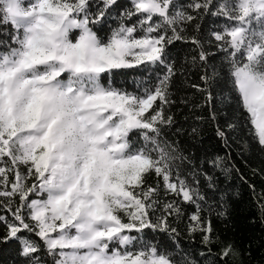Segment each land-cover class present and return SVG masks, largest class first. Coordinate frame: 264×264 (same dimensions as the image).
Returning a JSON list of instances; mask_svg holds the SVG:
<instances>
[{
    "label": "snow or ice",
    "instance_id": "1",
    "mask_svg": "<svg viewBox=\"0 0 264 264\" xmlns=\"http://www.w3.org/2000/svg\"><path fill=\"white\" fill-rule=\"evenodd\" d=\"M120 8L118 0H0V245L23 257L13 264H195L145 232L179 235L171 218L182 203L194 206L189 234L199 232L211 253L204 197L173 169L163 139L176 74L168 45L189 42L187 26L204 14L224 19L208 43L226 53L244 127L264 149V0ZM113 13L120 22L105 38L94 29ZM190 42L206 68L204 41ZM141 66L163 72L142 92L116 84ZM233 254L228 244L217 255L226 264Z\"/></svg>",
    "mask_w": 264,
    "mask_h": 264
},
{
    "label": "trees",
    "instance_id": "2",
    "mask_svg": "<svg viewBox=\"0 0 264 264\" xmlns=\"http://www.w3.org/2000/svg\"><path fill=\"white\" fill-rule=\"evenodd\" d=\"M189 2L177 0L178 5ZM118 4L123 11L130 6V0H118ZM119 22V15L113 13L103 27L94 30L106 38L109 29L117 27ZM196 24L200 26L199 32ZM223 24L222 17L204 14L187 26L189 42L175 41L167 49L176 74L170 102L165 106V114L172 117V123L164 127L163 139L174 149L173 169L204 197L199 201L202 215L211 221L216 238L210 246L211 253L202 243L199 232L192 235L188 232L192 205L182 203L181 217L171 218L179 235L145 232L153 243L167 245L171 250L179 245L182 255L195 264H224L217 254L228 244L232 245L234 254L226 258V264H264V209L261 207L264 205V149L244 127L243 110L238 106V96L228 76L226 53L219 51L214 43H208L211 32ZM192 37L202 39L205 49L211 53L206 68L198 59L199 49L190 42ZM213 70L218 75L205 85L201 76L205 71L211 76ZM162 72V67L141 66L118 73L115 82L128 92H142ZM218 131L224 132V136L218 135ZM148 182L155 185L157 177H148ZM161 199L172 197L162 195ZM22 259L13 249L0 245V264H13Z\"/></svg>",
    "mask_w": 264,
    "mask_h": 264
},
{
    "label": "rangeland",
    "instance_id": "3",
    "mask_svg": "<svg viewBox=\"0 0 264 264\" xmlns=\"http://www.w3.org/2000/svg\"><path fill=\"white\" fill-rule=\"evenodd\" d=\"M28 2V0H25V3H27Z\"/></svg>",
    "mask_w": 264,
    "mask_h": 264
}]
</instances>
